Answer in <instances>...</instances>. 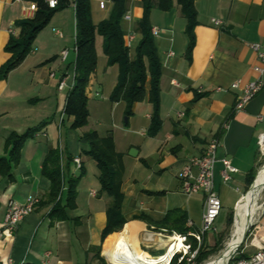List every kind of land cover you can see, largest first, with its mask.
I'll list each match as a JSON object with an SVG mask.
<instances>
[{"label":"crops","instance_id":"1","mask_svg":"<svg viewBox=\"0 0 264 264\" xmlns=\"http://www.w3.org/2000/svg\"><path fill=\"white\" fill-rule=\"evenodd\" d=\"M59 1L67 6L56 12L37 35L24 61L0 80V158L8 157L5 140L10 133L22 134L43 126L34 138L25 142L19 162L12 165L11 176H0V264H109L108 245L118 239H123L132 253L165 250V241L176 232L171 224L166 228L158 224L169 212L178 211L186 223L190 221L191 232L202 225L204 198L184 196L178 175L187 160L201 156L213 138L219 139L214 188L222 208L230 212L236 209L248 187V177L257 170L260 161L257 137L264 133V86L240 112L233 110L240 91H231L230 86L237 80L244 85L254 78L256 55L250 45L264 40V0H195L197 25L189 57L186 20L176 1L173 0V8L168 12L151 11L149 23L151 31L158 30L152 36L161 64V126L154 136H148L152 106L147 98L133 106V115L124 122L127 129L116 125L123 134L113 141L115 151L122 157L121 214L125 224L103 242L101 233L111 198L100 192L95 162L85 155L88 146L82 141L91 131L100 138L111 137L88 124L71 130V119L64 117L61 121L69 90L59 91L58 81L67 75L68 85L71 71L74 80L75 0ZM29 4L33 3L0 0V68L11 57L5 46L11 36L19 34L17 23L26 19ZM90 4L94 25L108 20L110 0H90ZM141 18L142 0H127L121 28L126 44L132 38L131 53L141 40ZM212 19L220 20L221 26L215 27ZM95 49L97 67L86 88L88 105L95 95L108 100L119 75L116 65H107L100 36L96 37ZM64 50L67 56L63 61L60 53ZM111 107L117 110L118 118H126L122 102L111 103ZM223 123L227 129L222 133ZM54 148L64 157L80 158L84 175L86 172L77 188L75 208L66 210L67 219L63 221L49 218L50 182L41 175L45 156ZM132 149L137 151L135 157L129 155ZM223 158L237 169L226 184L220 175ZM86 162L90 166L88 171ZM70 173L79 174L73 164ZM29 198L38 200L35 210L19 223L13 235H2L3 216L9 205H22ZM214 234L213 231L205 235V245L212 244L210 238ZM106 240L108 245L104 249ZM252 240L264 247V211L255 223ZM255 250L247 244L240 254L248 258Z\"/></svg>","mask_w":264,"mask_h":264},{"label":"trees","instance_id":"2","mask_svg":"<svg viewBox=\"0 0 264 264\" xmlns=\"http://www.w3.org/2000/svg\"><path fill=\"white\" fill-rule=\"evenodd\" d=\"M36 5L37 10L32 19H24L17 23L19 34L11 36L5 52L11 55L10 59L0 68V80L6 78L7 74L18 67L30 53L33 42L37 35L48 25L52 16L65 8L67 3L59 1L54 9H50L45 0H22ZM112 9L108 20L94 25L91 19L90 0H75V62L74 80L71 90L67 95L63 112L65 118L71 119L69 128L78 130L87 126L89 118L88 99L86 88L90 76L97 67V54L95 40L97 36L103 39V54L107 59V65H116L119 70L117 84L112 90L109 100L112 103L122 102L124 104V114L126 117L133 115V106L143 102L146 98L152 106L150 127L148 136H154L160 129L161 120L159 116L160 89L159 80L161 77V64L157 55L149 17L152 10L168 12L173 8V0H142V18L139 23L141 40L131 53L127 46L121 21L126 14L127 0H110ZM180 9L182 17L186 20V35L189 39L187 57L190 56L194 43V28L197 25V14L194 6L195 0H175ZM148 86V89H147ZM43 126L28 129L22 134L15 132L5 140V150L8 157L0 158V176H11L12 165H16L20 160V152L29 139L41 130ZM83 139L87 143L85 155L95 162L98 171V182L100 192L105 193L111 202L107 208V221L101 233V242L111 233L118 232L125 224L121 214L123 194L121 192L122 178V157L115 151L111 138H100L96 132H87ZM61 151L54 148L48 151L41 167V175L50 182L49 203L52 208L49 213L51 221H63L67 219L66 210L75 208L76 188L79 181L84 176L81 166L78 176L70 173L73 164L71 156H60ZM256 171L248 177V187L251 186ZM65 188V192L63 191ZM64 192V197L62 194ZM174 214V215H173ZM173 216V217H172ZM138 219V218H137ZM142 219V218H140ZM231 216L228 215L227 224H230ZM186 218L178 211L169 212L160 228L171 227L177 234H186L189 228L185 226ZM109 238H107L108 240ZM105 241V244L107 242ZM192 249L195 243L189 238ZM105 247V245H104ZM104 255V249H103ZM207 257L199 249L193 264H199ZM243 258L238 255L237 259ZM171 264H177L174 258ZM178 264H188L182 261Z\"/></svg>","mask_w":264,"mask_h":264},{"label":"built area","instance_id":"3","mask_svg":"<svg viewBox=\"0 0 264 264\" xmlns=\"http://www.w3.org/2000/svg\"><path fill=\"white\" fill-rule=\"evenodd\" d=\"M58 2L59 0H45V3L50 9H54L58 5ZM36 10L37 7L35 4H29V6L25 10L26 19H32L35 16ZM125 18L128 19V16H126ZM211 23L215 27H219L222 24L220 20L216 19H212ZM151 34L153 36L157 35L158 30L152 29ZM131 39L132 38H130V41ZM130 41L127 43L128 47L130 45ZM250 47L256 55V64L252 67L254 78L244 85H242V82L240 80H237L231 84V91H240V94L236 98L233 109L235 112L243 111L247 103L252 100L264 86V40L261 43L252 44L250 45ZM66 56V50L60 53V57L63 61L66 59ZM67 78V75H62L59 78V91H62L67 87ZM71 88L72 86L69 88V91L71 90ZM182 115L183 114H180V116ZM64 117L65 115L62 111L60 115L61 121ZM259 120H261V118H259ZM226 129L227 124L223 123L221 125L220 131L223 133ZM218 146V138L209 140L204 148L202 155L199 157L188 159L178 175L181 193L184 196L190 197L193 195H202L204 198V211L200 229L195 232L189 231L186 234L172 233L170 235L169 242L166 246V251L164 252V254L157 257H147L148 259H163L170 248L174 246L176 242H180L181 248L174 249L170 255L169 260L165 264H171L174 258L177 259V264L182 261H186L188 264H193L199 249L203 245V237L210 231H215L213 225L222 209L221 201L214 188V169L215 164L218 161L216 158ZM257 146L260 156H264V133L258 135ZM60 156L62 157V155ZM221 163L223 168L220 172V175L222 178V182L226 184L230 181L231 175L237 173V169L231 165L230 160L227 158H223L221 160ZM73 167L75 168V171H80V158H73ZM93 194L94 193H92V195ZM242 197L240 198V200L242 199ZM37 204L38 200L32 198H29L22 205H15L11 203L3 216L2 235H4L5 233L10 236L13 235L19 223L35 210ZM192 226V223L190 221H187L186 227L191 229ZM189 238H191L196 245L194 249H192V244L191 242H189ZM249 245L254 247L256 250L248 258H241L236 260L239 253L235 250L226 260L225 264H264V247L257 245L254 240H251L249 242ZM106 260L109 264H112L109 261L108 257H106Z\"/></svg>","mask_w":264,"mask_h":264},{"label":"rangeland","instance_id":"4","mask_svg":"<svg viewBox=\"0 0 264 264\" xmlns=\"http://www.w3.org/2000/svg\"><path fill=\"white\" fill-rule=\"evenodd\" d=\"M72 80H73V73L71 71L70 72V81L66 87L67 90H69V88L72 86ZM95 97L96 98L93 101H91V103H89V105H88V110L90 113V116L88 118L89 127L96 128L102 134H105L106 132H108L107 135L111 136L112 141H113V139H115L119 136L122 137L123 134L121 132H119V130L116 129L115 127H116V125H118L123 129H127L126 126L124 125V122H125L124 118L125 117H123V119L118 118L117 110H115L114 108L112 109V107H111L112 102L109 100V98H108V100H102L99 97V95H95ZM71 138L69 136L68 142H70ZM73 142L78 144L77 139H73ZM113 143H114V141H113ZM89 167H90L89 162H86V164H85L86 171H88ZM263 169H264V156H260V161H259V164L257 166V170H256V174L254 176V179H255V177H257L258 173L261 172ZM85 175H86V172H85ZM85 175L83 176L82 179L85 178ZM254 179H253L252 183L254 182ZM81 180L79 181L77 188L79 187ZM77 188H76V191L78 190ZM249 188L246 189L245 193L242 196H244L249 191ZM257 201H258L257 205L260 207H259V210L257 211V213L253 217V222L247 226L248 229H246L247 230L246 238L242 244H240L241 242L239 243L240 246H238L237 249L235 248L236 251L239 253V255H241L240 254L241 250H243L245 248V246L247 244H249V242L253 239V235H254V231H255V223L258 220V218L260 217V215L262 214V212L264 211V191H262L259 194ZM228 215L231 216L230 224H227ZM234 219H235V208L231 212L229 211L228 208H222L221 209L220 214L217 217V219L215 220L214 225H213V228L215 229V231H214L215 234L212 235V238H210L212 244H210V245L206 244L205 245V242L207 243V240L205 239L206 236L203 238L204 243L202 245V252H204V254H207V257L203 261H201L199 264L210 263L212 260L218 258L221 255V253L225 250L226 243L230 240V238L232 236ZM210 232L213 233V231H210ZM242 237H241V239H242ZM118 240H120V239H118ZM107 245L108 244L106 243L104 249L106 248ZM110 245H108V247ZM164 252H165V250L151 251L149 253H144V252L141 253V252L137 251L138 254L146 256V257H157L159 255H163ZM108 259L111 262V259L109 257H108Z\"/></svg>","mask_w":264,"mask_h":264},{"label":"bare ground","instance_id":"5","mask_svg":"<svg viewBox=\"0 0 264 264\" xmlns=\"http://www.w3.org/2000/svg\"><path fill=\"white\" fill-rule=\"evenodd\" d=\"M262 191H264V169L258 173L254 180L253 187L241 199L235 209L232 236L226 243L225 250L218 258L212 260L208 264H225L229 256L237 249L247 226L253 222V217L259 210L260 206L257 205V200ZM168 242L169 240L165 241L166 244H168ZM109 245L110 246L107 248L106 254L111 259L113 264H165L169 260L172 251L176 248H181V243L176 242L163 259L157 260L148 259L146 256L134 252L132 253L129 250V246L127 247V244L123 241V239L118 240L116 243H109Z\"/></svg>","mask_w":264,"mask_h":264},{"label":"water","instance_id":"6","mask_svg":"<svg viewBox=\"0 0 264 264\" xmlns=\"http://www.w3.org/2000/svg\"><path fill=\"white\" fill-rule=\"evenodd\" d=\"M126 120H127V117L125 118V123H126ZM109 137H111V136L109 135ZM82 142L85 143V140H83ZM136 153H137V151L134 150V149H132V150L130 151L129 155L135 157ZM255 178H256V177H255ZM254 180H255V179H254ZM253 184H254V182L251 184L249 190L253 187ZM247 193H248V192H247ZM247 193H246V194H247ZM249 222H250V220H249ZM247 229H248V228H247ZM246 232H247V230H246L245 233L243 234V237H242V240H241V243H240V244H242L243 241L245 240V238H246ZM239 246H240V245H239Z\"/></svg>","mask_w":264,"mask_h":264}]
</instances>
